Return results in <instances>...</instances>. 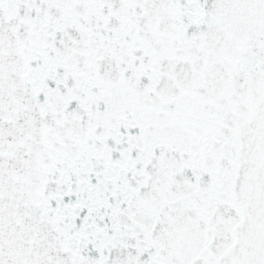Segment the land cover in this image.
<instances>
[{"label":"snow or ice","instance_id":"obj_1","mask_svg":"<svg viewBox=\"0 0 264 264\" xmlns=\"http://www.w3.org/2000/svg\"><path fill=\"white\" fill-rule=\"evenodd\" d=\"M0 264H264V0H0Z\"/></svg>","mask_w":264,"mask_h":264}]
</instances>
